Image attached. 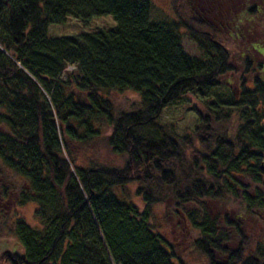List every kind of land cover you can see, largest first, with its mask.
I'll use <instances>...</instances> for the list:
<instances>
[{
  "label": "trees",
  "instance_id": "16d2710c",
  "mask_svg": "<svg viewBox=\"0 0 264 264\" xmlns=\"http://www.w3.org/2000/svg\"><path fill=\"white\" fill-rule=\"evenodd\" d=\"M186 3L156 23L152 0H0L2 264H189L158 215L204 264H264V0ZM186 101L179 135L161 116ZM98 139L121 165L79 161Z\"/></svg>",
  "mask_w": 264,
  "mask_h": 264
},
{
  "label": "rangeland",
  "instance_id": "374dc122",
  "mask_svg": "<svg viewBox=\"0 0 264 264\" xmlns=\"http://www.w3.org/2000/svg\"><path fill=\"white\" fill-rule=\"evenodd\" d=\"M176 0H152L153 2V9H152V20L153 22H160L165 19H178L177 11L180 17L183 19L187 18L188 20H191V13H189V8L183 5L182 7L184 9H179L178 7H175L174 3ZM227 1V0H225ZM208 7V4L205 5ZM229 6V4L227 5ZM177 8V9H176ZM112 21L109 19H105L101 22L94 23L95 25H98V27H101L102 25L110 24ZM100 25V26H99ZM81 32V25L79 22L75 20H70L65 29L59 30V28H55L53 30L54 34H61L63 32L72 33V32ZM257 45V40H256ZM183 46L185 50L192 56L198 57L199 52L197 49V46L190 40V38L185 35L183 38ZM74 67H71L69 70H73ZM239 75L236 73H231L230 76H228V79L233 81L234 79H237ZM234 85L237 86L236 82H233ZM116 100V105L123 106L125 103L128 104V102H131L133 100H137L139 102V97L137 94L133 92H126L123 94H116L112 96ZM78 98L80 100H85L86 96L78 94ZM202 106L200 103L196 101H192L188 103L186 101L185 103H177V104H171L168 106L162 116L161 119L166 124H172L175 127L176 133L179 135H185L188 133H192L195 129V126L199 120V117L197 115V112L194 108L200 109ZM194 109V110H193ZM79 155V161L82 164H87L89 161L93 162H100L104 164H115V165H121L123 162V159H121L119 156L115 155L111 150L108 149L106 142L102 139H98L90 144H88L86 147L82 148V151ZM79 162V163H80ZM138 198V202H139ZM19 214L23 216L27 223L30 225H35L36 221L32 214L34 207L32 206H23L18 207ZM3 219L0 215V249L1 248H12L14 244H16L17 240L16 237L13 236L12 232V224L11 220H6L3 225ZM156 224L162 225L160 228V231L168 237V239L176 244V249L178 254L183 257L186 262L188 261L189 264H204L203 261L199 260L197 257H195V254L191 253L189 251V244L192 243V241L195 239L193 236L189 235L187 231H182L181 228H176L171 226H167L166 222L161 218V215L157 216ZM259 234V232H257ZM8 250V249H7ZM1 255V253H0ZM0 264H2L0 259Z\"/></svg>",
  "mask_w": 264,
  "mask_h": 264
},
{
  "label": "bare ground",
  "instance_id": "6f19581e",
  "mask_svg": "<svg viewBox=\"0 0 264 264\" xmlns=\"http://www.w3.org/2000/svg\"><path fill=\"white\" fill-rule=\"evenodd\" d=\"M79 99V98H78ZM80 100V99H79ZM84 102H87V98L84 100Z\"/></svg>",
  "mask_w": 264,
  "mask_h": 264
},
{
  "label": "water",
  "instance_id": "95a60500",
  "mask_svg": "<svg viewBox=\"0 0 264 264\" xmlns=\"http://www.w3.org/2000/svg\"><path fill=\"white\" fill-rule=\"evenodd\" d=\"M264 169V167H262Z\"/></svg>",
  "mask_w": 264,
  "mask_h": 264
}]
</instances>
